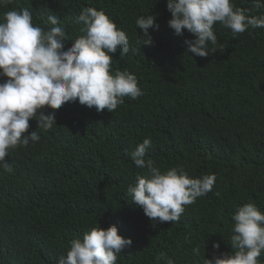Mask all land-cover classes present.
Masks as SVG:
<instances>
[{"label":"trees","instance_id":"trees-1","mask_svg":"<svg viewBox=\"0 0 264 264\" xmlns=\"http://www.w3.org/2000/svg\"><path fill=\"white\" fill-rule=\"evenodd\" d=\"M234 3L251 9L250 15L264 13L253 9L252 0ZM166 4L12 0L0 6V19L27 8L34 26L63 27L65 50L83 34L73 22L78 14L85 7L104 10L137 48L134 55L113 54L112 70L134 73L144 93L125 97L113 113L66 103L49 130L29 121V133L37 131L40 140L10 149L6 159L13 171L0 169V264H57L73 239L112 225L133 241L116 264H203L205 257L232 251L237 206L253 203L264 212V28L233 37L217 23V51L192 57L185 41L194 37L187 30L178 36L168 26ZM150 14L159 30L150 29L154 43L141 47L136 20ZM49 15L60 23L51 25ZM145 138L152 141L146 158L162 171L180 166L191 178L217 177L213 190L186 205L176 222L153 224L126 195L138 175H147L131 158ZM217 241L219 253L212 247ZM197 246L199 256L192 252Z\"/></svg>","mask_w":264,"mask_h":264},{"label":"clouds","instance_id":"clouds-1","mask_svg":"<svg viewBox=\"0 0 264 264\" xmlns=\"http://www.w3.org/2000/svg\"><path fill=\"white\" fill-rule=\"evenodd\" d=\"M10 3L12 0H0L5 8ZM166 7L171 13L168 26L175 34L183 35L187 30L193 35L194 39L185 41L192 57L206 58L217 51V23L230 29L233 37L264 28V13L250 15L251 9L237 7L234 0H167ZM252 7L260 12L264 0H252ZM48 21L54 26L60 23L56 15H49ZM73 22L82 25L83 34L65 50L67 34L63 27L44 30L34 26L27 8L6 11L0 19V78H6L0 82V169L5 172L13 171L6 159L10 149L40 140L37 131L29 133L30 120L35 119L38 128L49 130L57 124L56 110L66 103L78 102L97 112L107 109L113 113L125 97L136 100L144 94L134 73L112 70L113 54L118 50L121 57L137 52L126 32L95 7H85ZM136 25L142 30L137 43L152 46L149 30H159L156 16H140ZM151 144V138H145L131 152L135 166L148 171L146 176L136 177L126 195L153 224L176 222L186 205L213 190L217 177L205 174L191 178L180 166L162 171L146 158ZM232 220V251L219 253L220 242H214L212 247L219 254L205 257L203 264H264L259 259L264 253V212L247 203L237 206ZM132 244L131 238L119 234L116 225L107 229L99 226L82 239H73L67 255H61L57 264H116L119 254ZM192 252L199 256L200 247ZM161 259L164 257H157Z\"/></svg>","mask_w":264,"mask_h":264}]
</instances>
